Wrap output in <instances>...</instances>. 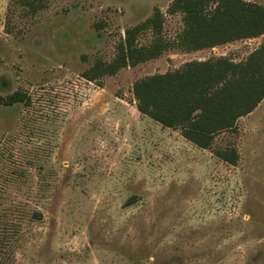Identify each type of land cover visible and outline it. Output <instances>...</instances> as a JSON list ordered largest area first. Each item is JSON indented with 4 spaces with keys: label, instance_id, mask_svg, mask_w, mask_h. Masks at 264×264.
Segmentation results:
<instances>
[{
    "label": "rangeland",
    "instance_id": "1",
    "mask_svg": "<svg viewBox=\"0 0 264 264\" xmlns=\"http://www.w3.org/2000/svg\"><path fill=\"white\" fill-rule=\"evenodd\" d=\"M34 1L0 0V264H264V103L204 150L140 114L133 94L190 61L243 62L264 38L171 50L90 82L155 9L177 41L174 0ZM17 92L29 102L9 104ZM228 148L236 165L215 155Z\"/></svg>",
    "mask_w": 264,
    "mask_h": 264
},
{
    "label": "trees",
    "instance_id": "2",
    "mask_svg": "<svg viewBox=\"0 0 264 264\" xmlns=\"http://www.w3.org/2000/svg\"><path fill=\"white\" fill-rule=\"evenodd\" d=\"M34 2L22 0L24 6L33 9ZM169 12L182 14L184 29L177 41L164 38V15L155 9L147 21L125 31L111 62L96 61L83 77L97 82L122 69L158 59L171 50L189 53L264 38V5L258 3L174 0ZM147 30H151L153 40L145 46L139 38ZM133 94L140 114L165 128L180 130L187 141L211 150L219 134L237 132L239 120L253 113L264 100V42L243 62L214 57L145 77L134 83ZM19 102H29L28 96L17 92L10 97L9 104ZM215 155L230 165H236L239 159L235 148L219 150ZM134 203L129 200L126 206ZM32 218L41 220L42 214L34 212Z\"/></svg>",
    "mask_w": 264,
    "mask_h": 264
},
{
    "label": "crops",
    "instance_id": "3",
    "mask_svg": "<svg viewBox=\"0 0 264 264\" xmlns=\"http://www.w3.org/2000/svg\"><path fill=\"white\" fill-rule=\"evenodd\" d=\"M204 50H205V49H204ZM263 103H264V100H263L262 103L257 107V109H259V107H261V105H263ZM257 109H256V110H257ZM256 110H255V111H256ZM255 111H254V112H255ZM254 112H253V113H254ZM253 113H251V114H253ZM251 114H250V115H251Z\"/></svg>",
    "mask_w": 264,
    "mask_h": 264
}]
</instances>
